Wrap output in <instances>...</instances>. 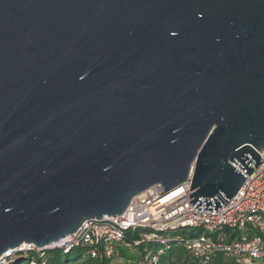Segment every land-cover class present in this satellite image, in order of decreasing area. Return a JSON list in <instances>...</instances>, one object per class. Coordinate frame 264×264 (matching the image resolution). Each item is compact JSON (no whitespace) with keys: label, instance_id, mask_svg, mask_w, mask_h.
Returning <instances> with one entry per match:
<instances>
[{"label":"water","instance_id":"water-1","mask_svg":"<svg viewBox=\"0 0 264 264\" xmlns=\"http://www.w3.org/2000/svg\"><path fill=\"white\" fill-rule=\"evenodd\" d=\"M263 150L264 0H0V260L191 173L218 210Z\"/></svg>","mask_w":264,"mask_h":264},{"label":"built area","instance_id":"built-area-1","mask_svg":"<svg viewBox=\"0 0 264 264\" xmlns=\"http://www.w3.org/2000/svg\"><path fill=\"white\" fill-rule=\"evenodd\" d=\"M260 155L262 163L251 174L238 166L240 162L235 164L246 180L228 201L220 197L225 203L218 210L193 208L191 173L185 182L168 193H164L159 183L151 186L135 196L122 215L85 220L77 232L56 245L48 249L27 245L23 251L35 250L43 259L48 250L67 252L81 248L90 257L111 258L118 256L119 247H127L138 253V257L121 258L117 264H158L165 251L181 243L195 264H211L218 254L228 255L238 264H263L264 150ZM142 231L144 234L140 235ZM180 232L178 238L176 234ZM148 243L160 247L150 252ZM141 245L143 251L138 249ZM29 264H38V261L32 258Z\"/></svg>","mask_w":264,"mask_h":264},{"label":"trees","instance_id":"trees-1","mask_svg":"<svg viewBox=\"0 0 264 264\" xmlns=\"http://www.w3.org/2000/svg\"><path fill=\"white\" fill-rule=\"evenodd\" d=\"M178 245H183L181 243H177ZM174 245V244H173ZM142 246V245H141ZM140 247V246H139ZM185 248V247H184ZM122 249V247H119V252ZM64 251H61V249H52L45 252V256L43 259L39 258V253L37 251L29 252L28 255L21 256L20 253L17 255L16 259L12 260L11 262L7 264H15L19 259L25 258L23 262L20 264H29V258L33 257L38 261V264H117V261L122 258L121 252L116 256V254L111 258H93V257H86V258H80L78 256L72 258L70 257V252L65 253L66 257L63 255ZM136 253V252H135ZM138 257V253L135 254ZM223 254H218L215 256L211 264H236V262L232 259V261L228 262V260L224 259ZM2 264V263H1ZM158 264H195L193 261V258L191 254L189 253L185 257H182L179 255V252L173 248V246L165 251L160 257V260Z\"/></svg>","mask_w":264,"mask_h":264},{"label":"rangeland","instance_id":"rangeland-1","mask_svg":"<svg viewBox=\"0 0 264 264\" xmlns=\"http://www.w3.org/2000/svg\"><path fill=\"white\" fill-rule=\"evenodd\" d=\"M192 229H190L189 231H191ZM181 233L182 232H180V233H177L176 235L178 236V238H180L181 237ZM250 233H254V230H251L250 231ZM144 234V232L142 231V232H140V235H143ZM169 234H172V232H169ZM241 233L239 232V234L238 235H240ZM150 245V249H149V251L150 252H152V251H154L157 247H160V245L158 244L157 245V247H156V245L154 244V243H148V246ZM173 248L174 249H176L178 252H179V255H181L182 257H185L186 255H188L189 254V251L186 249V248H184V247H182L181 245H178L177 243H175L174 245H173ZM139 250H141V251H143V249H144V246H140L139 248H138ZM64 249H61V251H63ZM33 251H35V250H27L26 252H22L23 254H21V256H25V255H28L29 254V252H33ZM65 252V251H64ZM62 252L63 253V255L66 257V254L65 253H68V252H70V251H67V252ZM120 252H121V256H122V259H128V258H131V257H137L135 254V252L134 251H132V250H130V249H128L127 247H122V249L120 250ZM70 257H72V258H74V257H76V256H78V257H80V258H86V257H88V255H87V251L86 250H84V249H81V248H74V249H72L71 250V252H70ZM16 258H18V257H16V256H11V257H5V258H3V259H1L0 260V264L2 263V264H7V263H9V262H11L12 260H14V259H16ZM32 258L33 257H30L29 258V262L32 260ZM224 259L225 260H228V262H230V261H232V258L230 257V256H228V255H225L224 256ZM24 260H26L25 258H23L22 260L21 259H19L15 264H20L21 262H23ZM236 264H238L237 262H236ZM264 264V263H263Z\"/></svg>","mask_w":264,"mask_h":264}]
</instances>
